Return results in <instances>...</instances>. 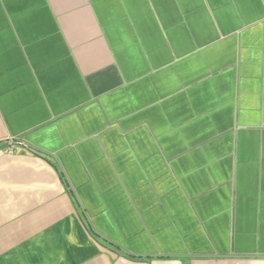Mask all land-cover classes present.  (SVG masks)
<instances>
[{"label":"crops","instance_id":"0c3cea01","mask_svg":"<svg viewBox=\"0 0 264 264\" xmlns=\"http://www.w3.org/2000/svg\"><path fill=\"white\" fill-rule=\"evenodd\" d=\"M0 264H264V0H0Z\"/></svg>","mask_w":264,"mask_h":264}]
</instances>
